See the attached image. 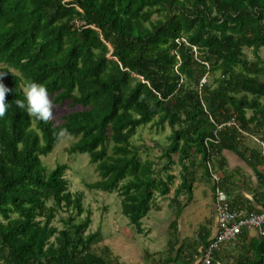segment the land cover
<instances>
[{"label": "trees", "instance_id": "obj_1", "mask_svg": "<svg viewBox=\"0 0 264 264\" xmlns=\"http://www.w3.org/2000/svg\"><path fill=\"white\" fill-rule=\"evenodd\" d=\"M263 48L264 0H0V82L11 89L0 119V264H130L93 252L102 235L87 232L91 212L70 190L69 165L43 163L61 129L73 141L63 153L86 154L95 166L99 180L88 189L116 192L138 234L156 197L172 193L176 236L178 197L209 182L208 164L221 171L224 150L243 159L257 182L250 201L227 188L231 208L264 211V145L255 141L264 144ZM205 76L211 81L200 89ZM28 81L44 85L56 106L68 104L60 122L36 121L16 107L17 99L26 104ZM231 118L239 128H218ZM148 125L170 129L156 161L134 143ZM220 173L227 192L231 176ZM61 211L68 214L56 227ZM252 233L216 250L213 264H264V237ZM210 237V230L199 235L190 250L177 236L167 251L193 264Z\"/></svg>", "mask_w": 264, "mask_h": 264}, {"label": "rangeland", "instance_id": "obj_2", "mask_svg": "<svg viewBox=\"0 0 264 264\" xmlns=\"http://www.w3.org/2000/svg\"><path fill=\"white\" fill-rule=\"evenodd\" d=\"M244 53L248 59L253 58V54L250 50L245 49ZM258 55L264 61V48L259 50ZM209 79L210 78H208L207 81H211ZM69 110L68 104L63 107L56 106L54 108V115L56 116L55 122H60L61 117ZM250 114L251 113L248 112V116ZM169 134L170 129L168 126H166L162 132H157L154 127L148 125L137 131V137L134 143H144L148 149L147 151L150 153L151 159L156 161L162 148L168 144ZM68 139L70 138L66 137L60 140L53 151L48 156L42 158V161L47 166L46 168L48 170H52L57 164L66 163L69 165L70 169L66 172V176L70 182V190L72 192L78 191L83 194V208L86 211L89 209L91 212L90 219L92 223L87 232L94 233L96 230H100L102 235V240H99L92 247L95 254L99 255L104 252L108 254L109 252L110 257L117 256L119 260H123L124 262L136 263L139 262L138 260L144 261L146 258L145 250H148L155 253V259L157 261H159V259L165 260L166 258H170L173 260L174 264H182L180 256H178L175 251L171 253L167 251L169 248V241H174L178 236L180 240L184 241L185 245L187 243L186 246H188L190 250L192 247L195 248L200 246V243L196 241L199 235L195 233L198 232L202 226L210 227L213 222V220L211 222L206 219V217H212V204L214 203V187L211 180H209V182L196 180L197 182L193 183L190 196L183 192L178 197V203L182 204L179 207L182 209L184 208V212L179 220L180 233L177 232L178 234L176 236H173V232H170L168 228L170 223L175 219L174 213L178 207L177 203L171 202L172 193H170L167 198H161L160 196L156 197V203L152 206V211L149 212L151 217L143 219V231L141 234H138L134 227L129 224L128 219L121 214L120 198L117 196L116 192L105 194L103 192L88 189L86 184L97 182L99 176L95 172V166L90 165L88 155H70L68 153H63L64 148L62 147L65 143L68 142L67 144H69L73 142L72 140L68 141ZM142 154V158L144 159L145 153ZM174 160H176V155L174 156ZM179 170V166L176 165L174 174L178 175ZM246 176L249 178L250 182L252 178V184L251 187L247 184L246 187H249V190L246 188L244 191L250 196H253V189L256 187L257 183L256 179L252 172H250L249 176ZM242 179L245 180V178ZM189 197H191L190 200ZM261 202L262 200L260 199V204L258 206L261 205ZM67 214L66 211L59 212L54 220V225L56 227H61L59 219L65 217ZM71 214L75 215V212ZM85 215L86 212L83 213L82 218ZM155 216H159V218L153 219L156 218ZM189 219L191 225L189 224ZM158 222L164 224L159 225ZM209 230L211 231V228H209ZM249 235L253 236L254 234L251 232ZM190 238H192L193 242L189 241ZM124 243L125 245L128 243L135 247L136 252L125 248ZM225 248H227L226 252H232L234 247L231 245ZM149 260H151V258ZM233 261L234 255L232 254L228 263Z\"/></svg>", "mask_w": 264, "mask_h": 264}, {"label": "built area", "instance_id": "obj_3", "mask_svg": "<svg viewBox=\"0 0 264 264\" xmlns=\"http://www.w3.org/2000/svg\"><path fill=\"white\" fill-rule=\"evenodd\" d=\"M206 81L205 76L199 81L198 88L201 89ZM224 126L239 128L234 118L218 126V128ZM240 131L242 130L239 129L238 132ZM256 141L261 146L264 145L260 140ZM208 167L210 170V180L214 187L215 233L210 242L202 250H199V255L193 264H213L214 252L226 244L233 243L243 232L250 233L257 231L258 234L264 237V212L258 213L243 209H232L229 197L220 187V175L212 171L211 165L208 164Z\"/></svg>", "mask_w": 264, "mask_h": 264}, {"label": "crops", "instance_id": "obj_4", "mask_svg": "<svg viewBox=\"0 0 264 264\" xmlns=\"http://www.w3.org/2000/svg\"><path fill=\"white\" fill-rule=\"evenodd\" d=\"M222 157L224 158L221 162H220V164H219V167L220 168H222L221 169V171L223 172V173H226V174H228V175H230L231 176V179H230V181H227V183H224V186H225V188H226V190H227V188H229L231 191L232 190H234L233 191V193H235L236 192V190H238L239 192H241L242 193V195H244L245 196V198H247L248 199V201H250L251 200V197L252 196H250L249 194H247V192H245L244 191V189H246L247 187V184H249V187H251V184H252V178H251V182H250V180H249V178H247V176L246 175H248L249 176V174H250V172H251V169H250V167L247 165V163L243 160V159H241L235 152H232V151H228V150H224V151H222ZM215 170V169H214ZM220 171V172H221ZM216 172V171H215ZM220 172H218V174L220 175V177H222V175H221V173ZM217 173V172H216ZM253 174V173H252ZM242 178H245V180H243ZM237 179H238V181H237ZM239 183V184H238ZM249 187L247 188V190H249ZM222 188V187H221ZM223 190V189H222ZM227 195L229 194V192H228V190H227V192L225 191V190H223ZM230 195V194H229ZM190 196V195H189ZM190 198L191 197H189V200H190ZM254 206L257 208V205H255L254 204ZM259 208V207H258ZM183 212H184V208L182 209L181 208V215H180V218H181V216H183ZM147 217H151V214L149 215V213H148V215L144 218V219H146ZM156 218H153V219H157V218H159V216H155ZM153 219H152V221H153ZM206 219H208L209 221H211L212 222V220H213V222H212V224L210 225V227L209 226H206V227H201L200 229H199V231L198 232H196L195 234L197 235H204L208 230H209V228H211V237H213V235H214V233H215V218H214V203L212 204V217L210 218V217H206ZM180 220V219H179ZM142 221H144V220H142ZM208 221V222H209ZM173 222V221H172ZM171 222V223H172ZM206 222V221H205ZM171 223H170V225H171ZM191 222H190V219H189V224H190ZM158 224L159 225H162V224H164V223H160V222H158ZM170 225L168 226V228L170 227ZM191 225V224H190ZM178 232L180 233V223H179V221H178ZM210 237V238H211ZM189 241H191V242H193L192 241V238H190L189 239ZM124 247L125 248H128V249H130V250H132V251H135L136 252V248L135 247H133V246H131L130 244H126L125 245V243H124ZM139 253V252H138ZM149 254H152L153 256H151V260H149V258H145L144 259V261L143 260H138L139 262H129L130 264H156V262H157V264H161V263H163L165 260H162V259H159V261H157L156 259H155V253H153L152 251H148L147 252V254H146V256H148ZM181 258H182V262H183V264H186V262L189 260L190 261V259L188 258V256H186V254H184V253H182V255H181ZM193 258H194V256H193ZM121 262H124L123 260H120ZM163 261V262H162ZM147 262V263H146ZM191 264V263H190Z\"/></svg>", "mask_w": 264, "mask_h": 264}, {"label": "clouds", "instance_id": "obj_5", "mask_svg": "<svg viewBox=\"0 0 264 264\" xmlns=\"http://www.w3.org/2000/svg\"><path fill=\"white\" fill-rule=\"evenodd\" d=\"M4 74V72H0V78H2ZM10 91L11 89L7 88L2 82H0V119L4 118L7 114L9 104L6 102V97ZM22 91L26 104L24 100L17 99L15 101L17 108L26 109L27 115L34 118L36 121L48 123L56 119V116L54 115V108L56 105L52 102L48 90L44 85L28 81L22 85ZM69 135L67 129H61L57 133V138L63 140ZM211 167L214 169L213 165H211Z\"/></svg>", "mask_w": 264, "mask_h": 264}]
</instances>
